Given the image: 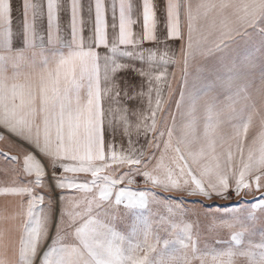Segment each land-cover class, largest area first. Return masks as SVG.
I'll use <instances>...</instances> for the list:
<instances>
[{"label": "snow or ice", "instance_id": "6c2138e0", "mask_svg": "<svg viewBox=\"0 0 264 264\" xmlns=\"http://www.w3.org/2000/svg\"><path fill=\"white\" fill-rule=\"evenodd\" d=\"M0 141V264H264V0H0Z\"/></svg>", "mask_w": 264, "mask_h": 264}, {"label": "crops", "instance_id": "0c3cea01", "mask_svg": "<svg viewBox=\"0 0 264 264\" xmlns=\"http://www.w3.org/2000/svg\"><path fill=\"white\" fill-rule=\"evenodd\" d=\"M19 3H20V0H14V4L17 7L19 6ZM19 14H20L19 11H15L14 12V16H17ZM0 150H6L5 143L2 142V141H0ZM12 154L14 155L15 153H12ZM249 199H251V197H249ZM6 203L7 202L4 200V198H0V209H3L5 207V205H6ZM216 203H225V202H223V201H217Z\"/></svg>", "mask_w": 264, "mask_h": 264}]
</instances>
